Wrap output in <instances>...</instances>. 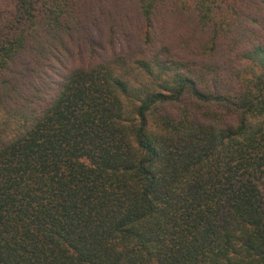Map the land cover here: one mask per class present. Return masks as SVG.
Masks as SVG:
<instances>
[{"label":"trees","instance_id":"trees-1","mask_svg":"<svg viewBox=\"0 0 264 264\" xmlns=\"http://www.w3.org/2000/svg\"><path fill=\"white\" fill-rule=\"evenodd\" d=\"M0 264H264V0H0Z\"/></svg>","mask_w":264,"mask_h":264},{"label":"rangeland","instance_id":"rangeland-1","mask_svg":"<svg viewBox=\"0 0 264 264\" xmlns=\"http://www.w3.org/2000/svg\"><path fill=\"white\" fill-rule=\"evenodd\" d=\"M75 63L78 64L79 63V59L77 57L74 58Z\"/></svg>","mask_w":264,"mask_h":264}]
</instances>
